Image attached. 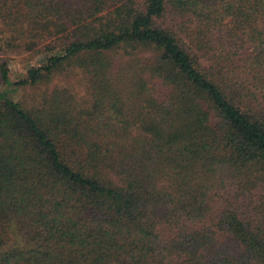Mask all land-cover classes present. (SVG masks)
I'll return each instance as SVG.
<instances>
[{
    "label": "trees",
    "instance_id": "1",
    "mask_svg": "<svg viewBox=\"0 0 264 264\" xmlns=\"http://www.w3.org/2000/svg\"><path fill=\"white\" fill-rule=\"evenodd\" d=\"M3 52L0 264H264V0H0Z\"/></svg>",
    "mask_w": 264,
    "mask_h": 264
},
{
    "label": "rangeland",
    "instance_id": "2",
    "mask_svg": "<svg viewBox=\"0 0 264 264\" xmlns=\"http://www.w3.org/2000/svg\"><path fill=\"white\" fill-rule=\"evenodd\" d=\"M3 60H7V62L9 63L10 78L12 80L24 76L28 67L35 66L39 62L38 57L33 55V53L17 54L11 52H3L0 53V62ZM52 85L66 86L70 88L80 100H84L87 98L83 75L79 71L70 70L59 75ZM15 93L20 100L29 99L32 101L36 97L35 93H32L30 90H21ZM34 104L39 105L35 101Z\"/></svg>",
    "mask_w": 264,
    "mask_h": 264
}]
</instances>
